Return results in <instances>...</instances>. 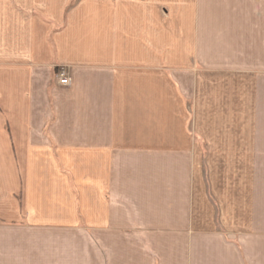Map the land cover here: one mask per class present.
<instances>
[{
    "label": "crops",
    "instance_id": "obj_1",
    "mask_svg": "<svg viewBox=\"0 0 264 264\" xmlns=\"http://www.w3.org/2000/svg\"><path fill=\"white\" fill-rule=\"evenodd\" d=\"M0 264H264V0H0Z\"/></svg>",
    "mask_w": 264,
    "mask_h": 264
},
{
    "label": "built area",
    "instance_id": "obj_2",
    "mask_svg": "<svg viewBox=\"0 0 264 264\" xmlns=\"http://www.w3.org/2000/svg\"><path fill=\"white\" fill-rule=\"evenodd\" d=\"M56 78H57V83L61 86H69L72 82L71 76L69 75L67 70H65L64 68H62L56 74Z\"/></svg>",
    "mask_w": 264,
    "mask_h": 264
},
{
    "label": "rangeland",
    "instance_id": "obj_3",
    "mask_svg": "<svg viewBox=\"0 0 264 264\" xmlns=\"http://www.w3.org/2000/svg\"><path fill=\"white\" fill-rule=\"evenodd\" d=\"M59 72V71H58ZM57 74V73H56Z\"/></svg>",
    "mask_w": 264,
    "mask_h": 264
}]
</instances>
